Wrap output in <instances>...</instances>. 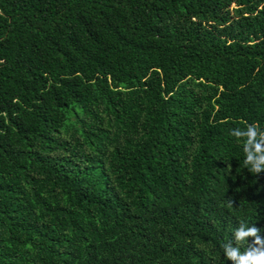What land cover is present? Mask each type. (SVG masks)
<instances>
[{
    "label": "trees",
    "instance_id": "16d2710c",
    "mask_svg": "<svg viewBox=\"0 0 264 264\" xmlns=\"http://www.w3.org/2000/svg\"><path fill=\"white\" fill-rule=\"evenodd\" d=\"M249 124L264 0H0V264H234Z\"/></svg>",
    "mask_w": 264,
    "mask_h": 264
},
{
    "label": "clouds",
    "instance_id": "9594fccd",
    "mask_svg": "<svg viewBox=\"0 0 264 264\" xmlns=\"http://www.w3.org/2000/svg\"><path fill=\"white\" fill-rule=\"evenodd\" d=\"M247 131H231L236 138H244L243 152L245 154L244 164L253 173L259 174L264 171V132L258 134L255 124L246 126ZM237 247L230 244L224 245L227 259L234 264H264V241L259 237V229L253 225L249 227L246 223H240L238 230L234 232ZM253 238V245H248L247 239ZM241 245L244 250L241 251Z\"/></svg>",
    "mask_w": 264,
    "mask_h": 264
}]
</instances>
